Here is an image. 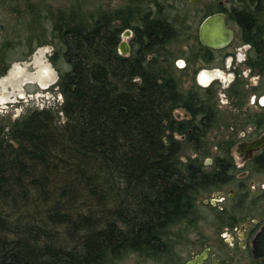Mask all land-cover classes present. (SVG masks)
<instances>
[{
  "label": "trees",
  "instance_id": "trees-1",
  "mask_svg": "<svg viewBox=\"0 0 264 264\" xmlns=\"http://www.w3.org/2000/svg\"><path fill=\"white\" fill-rule=\"evenodd\" d=\"M70 1L56 10L46 4L34 29L39 41L57 44L53 66H66L57 82L63 102L0 124V264H113L169 252L176 261L198 221L196 200L228 172L226 163L204 171L199 160H182L185 149L209 155L215 90H180L158 51L171 38L149 15L156 0L107 11L98 0ZM129 28L132 50L121 56ZM32 38L0 45V75L16 45L32 53ZM177 109L189 119L177 120ZM223 213L215 217L221 225L241 219Z\"/></svg>",
  "mask_w": 264,
  "mask_h": 264
},
{
  "label": "rangeland",
  "instance_id": "rangeland-1",
  "mask_svg": "<svg viewBox=\"0 0 264 264\" xmlns=\"http://www.w3.org/2000/svg\"><path fill=\"white\" fill-rule=\"evenodd\" d=\"M7 3L0 2V45L9 41L12 45L17 41H22L24 44H28L26 40L28 37L33 36L31 48L34 50L31 54H28V46L15 47V51H12L10 56V64L5 73L0 75V124L4 125L9 120L13 121L22 115L29 112L39 111L43 109L57 110L63 102L60 91L57 87L59 79V71L65 70L66 66L61 60L54 67L50 58L57 49V44L49 42V38H46L49 44L45 41H39L35 37V28H38L36 23V15L39 11L44 9V6L48 4L49 8L56 10L58 8H67L70 4V0H4ZM128 0H98L96 3L101 5L103 9L110 10L120 7H126ZM4 4V5H2ZM217 0H199L197 3H191L189 0H156L155 4L148 5L152 11H163L167 20L172 23L173 20L186 21L180 25V35L176 39L174 45L171 46L173 61V72L180 82V90L182 92L191 88L196 84L193 79L192 73H185L184 70H179L175 63L178 59L187 62V58L196 46V28L203 15L210 13L216 9ZM223 5L226 8H230V5ZM31 5L32 11L28 10V6ZM147 7V6H146ZM140 6L141 9L146 8ZM43 16L46 15L45 11ZM187 26L191 27V31L186 32ZM33 28V29H31ZM31 29V30H30ZM40 32V27L37 29ZM186 33H191V38L186 37ZM125 42L132 39V36L128 38H122ZM45 42V43H44ZM35 46H37L35 48ZM238 53L246 57V48L238 50ZM240 59V58H239ZM232 66L238 67L241 70H245L243 65L238 63ZM60 70H59V69ZM192 70V66H190ZM0 68V73H1ZM202 72V71H201ZM200 73V72H199ZM223 76V77H222ZM220 77L219 83H213L215 87L217 104L220 109L221 126L219 129H213L210 132L208 139L213 144H218L223 139L229 137V135H235L236 140L239 141L240 132H246L247 135L253 133L250 129L241 130L240 121L238 123V130L236 129H224L227 123L222 120L226 114L239 115V112H234L235 104L230 102L226 94L223 92L225 88L230 85V81L233 78L228 72L223 71V75ZM251 81L246 82V88L255 87V96L264 94V76H252L249 78ZM195 83V84H194ZM244 84V85H245ZM246 94V93H245ZM257 104L254 101L253 96H248V104L242 109V111L248 110L246 107H251L250 110H254L252 107H256ZM228 112V113H227ZM173 116L177 119H187L186 112L182 109H177L173 112ZM60 122H64V117L59 113ZM216 147V145H215ZM214 146L210 149L209 156L214 157L217 155V149ZM234 154V153H233ZM197 156L190 149H185L182 154V160L185 161L187 157H190L191 161H194ZM237 159V155L234 156ZM204 171H211L210 166L205 164L203 166ZM247 172V178L244 180L241 174ZM235 182L229 186L232 190H226L217 199H214L215 193L211 191L198 197L196 203V215L198 221L195 228L188 230L181 239V243L175 248L174 252L179 255L182 261H185L191 255L198 252V248L202 245L209 247L210 253L219 257L221 264H249L248 259L244 251H236L234 247L229 248L227 242L235 245L237 239L234 237L233 231L227 230L221 223L214 222L215 217L219 213V209H227L228 211L235 212V215L239 218L250 221V219H256L262 223L264 221V175L255 173L249 168L237 169L235 173ZM243 180V181H240ZM239 182H243L246 188L239 190L237 186ZM233 197L230 201L229 198ZM222 198V199H221ZM242 202L241 207L235 210L237 202ZM214 206L215 208H211ZM235 210V211H234ZM249 223V222H248ZM264 223V222H263ZM240 225V224H239ZM238 228V226L236 227ZM233 236V238H230ZM172 260H175L173 257ZM140 258L133 254L127 255L124 259L114 262L113 264H139Z\"/></svg>",
  "mask_w": 264,
  "mask_h": 264
},
{
  "label": "flooded vegetation",
  "instance_id": "flooded-vegetation-1",
  "mask_svg": "<svg viewBox=\"0 0 264 264\" xmlns=\"http://www.w3.org/2000/svg\"><path fill=\"white\" fill-rule=\"evenodd\" d=\"M223 2L226 3L225 5H230V8H226V6L223 5ZM216 14H221L224 16L225 25L232 30L233 38L231 42L225 47L212 49L206 47L200 42L199 28L206 18ZM149 15L153 17V19L159 18L158 20L161 23H165L168 27L167 35L171 39L169 42H162V48L158 47V51L159 54H165L167 56V62L172 65L171 67L173 69V61L171 60L172 53H170L172 52L171 46L175 44L176 39L179 36H182V34L180 35V25L182 23L184 25L186 21L173 20L172 23L171 19V22H169L167 17H165L164 12L158 10L152 11L150 9ZM149 26L151 27L152 24H149ZM184 29H186V32L187 30L191 31V27L189 26ZM126 31L130 32L129 36L127 37L128 39L132 36V39L126 42L128 44L130 54L135 36L133 29L129 28L121 32L118 45L122 41H125L121 39V37L123 38L122 35ZM186 34V37L188 36L187 38H191V33ZM165 37L159 39L164 40ZM195 37L197 47L190 53L187 58V62L178 59L175 63V66L179 70H184L185 73L190 71L189 73H192L193 79L196 82V84L194 83V87H198L203 90L210 88L216 90L214 87L216 84L213 83H219L218 81L223 75V71L228 72L233 78L230 81V85L225 88L223 92L226 94L230 102H234V112H239V115L236 116L235 114L231 113L227 115L225 114L222 118L223 121L227 122L224 123V129L238 130L237 121H240L241 125H239V127H241V130L250 129L253 131V133L250 135H247L246 132H240L239 135L236 134V136H239V141L236 140L237 137H235L234 133L229 135L226 140L223 139L218 144H213L210 142V139H206L205 143L207 144L208 142L209 147L208 152L213 146L215 147L216 145L215 148L217 149V155L212 158L208 155L202 159H199L197 155L195 158H193L195 160H199V162H202V169L204 168L203 166L205 164H208L210 169L214 166V164H217L218 169H222V163L227 164L228 172L223 178H218L221 185H219L217 189L212 190L214 191L213 193H215L214 199H217L227 189L230 190V192L232 191L229 186L235 182V173H237L238 168L241 170L244 168H249L255 173L264 175V147L258 151H254L250 157H245L244 155H240L237 152V147L240 144L250 143L264 135V98H262L264 97V94L261 96L258 95L256 97V88L252 86L250 88H246L245 84L246 82L251 81L249 78L252 76H264V54L259 53V50L264 51V0H217L216 9L201 17L198 27L196 28ZM155 42H157V40H155ZM240 48H246V57L244 56L243 59H241L242 55L238 53ZM236 63L243 65L245 70H241L238 67L236 68L235 66H232ZM190 66H192V70H190ZM248 96L254 97V101L257 106L252 107L254 110H250L251 107H246L248 110L244 109V111H242L245 105L248 104ZM213 99L214 104H212L215 107L214 113H212V121L214 122L213 129H219L222 122L220 118L221 111L217 104L216 92L214 93ZM186 115L188 116L187 119H189L188 113H186ZM209 135L210 133L207 135V137H209ZM235 154L237 155V159L234 158ZM187 158L190 160V157ZM241 175L243 176L241 177L243 180L244 178H247V172H244ZM237 188L241 191L246 188V185L243 182H239ZM229 200L232 201L233 197L229 198ZM241 203V201L236 203L235 210L242 206ZM211 208L215 207L212 206ZM226 211L228 212L227 209H219V213L222 214H224L223 212ZM226 216H228L227 213ZM231 217L238 218L236 215L229 216V218ZM214 221L218 223L219 220ZM230 221L227 220L223 227H225L227 230L233 231L234 237L237 239V243L233 245L227 242L228 247H234L236 251H244L249 264H259L258 260L252 255L251 242L255 233L261 228L262 225H264V221L262 223L258 222L256 219H250V221H248V218L245 220L244 217L240 220L236 219L234 225ZM237 226L238 228H236ZM230 238H233V236H230ZM206 249L208 250L206 257L201 261L200 264H221L219 257L215 254H211L209 247L204 245H202L200 249L198 248V252L196 254L191 255L185 261H182L179 255L175 252L174 255L177 254L176 261L172 260L174 257L173 252L166 253L165 255H161L159 257L148 253H135L133 255L140 258L139 264H186L187 262L193 260L196 256L201 255Z\"/></svg>",
  "mask_w": 264,
  "mask_h": 264
},
{
  "label": "water",
  "instance_id": "water-1",
  "mask_svg": "<svg viewBox=\"0 0 264 264\" xmlns=\"http://www.w3.org/2000/svg\"><path fill=\"white\" fill-rule=\"evenodd\" d=\"M199 0H190L191 3H196ZM129 31H126L122 36L127 38ZM233 38V32L225 25V18L221 14L210 16L204 20L199 28L200 42L206 47L212 49L223 48L228 45ZM118 53L121 56H127L129 54V47L125 41H122L118 45ZM264 98V97H262ZM261 100V99H260ZM259 100V102H260ZM264 147V135L257 138L250 143H242L237 147V152L245 157H250L254 151H258ZM252 255L258 260L259 264H264V225L255 233L252 242ZM207 249L204 252L196 256L193 260L186 264H200L206 257Z\"/></svg>",
  "mask_w": 264,
  "mask_h": 264
},
{
  "label": "bare ground",
  "instance_id": "bare-ground-1",
  "mask_svg": "<svg viewBox=\"0 0 264 264\" xmlns=\"http://www.w3.org/2000/svg\"><path fill=\"white\" fill-rule=\"evenodd\" d=\"M264 102V101H263Z\"/></svg>",
  "mask_w": 264,
  "mask_h": 264
}]
</instances>
